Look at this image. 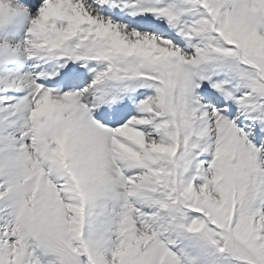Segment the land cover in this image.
<instances>
[{"label": "snow or ice", "instance_id": "1", "mask_svg": "<svg viewBox=\"0 0 264 264\" xmlns=\"http://www.w3.org/2000/svg\"><path fill=\"white\" fill-rule=\"evenodd\" d=\"M0 264H264V0H0Z\"/></svg>", "mask_w": 264, "mask_h": 264}]
</instances>
